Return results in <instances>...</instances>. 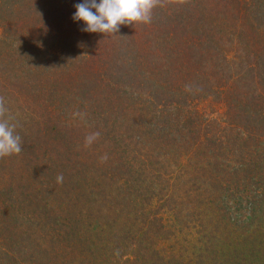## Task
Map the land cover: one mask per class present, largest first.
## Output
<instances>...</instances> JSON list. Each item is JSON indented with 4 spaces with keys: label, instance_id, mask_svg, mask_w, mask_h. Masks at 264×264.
<instances>
[{
    "label": "trees",
    "instance_id": "1",
    "mask_svg": "<svg viewBox=\"0 0 264 264\" xmlns=\"http://www.w3.org/2000/svg\"><path fill=\"white\" fill-rule=\"evenodd\" d=\"M81 2L0 0V264H264V0L105 36Z\"/></svg>",
    "mask_w": 264,
    "mask_h": 264
},
{
    "label": "clouds",
    "instance_id": "2",
    "mask_svg": "<svg viewBox=\"0 0 264 264\" xmlns=\"http://www.w3.org/2000/svg\"><path fill=\"white\" fill-rule=\"evenodd\" d=\"M166 4L167 0H82L74 5L76 11L72 19L83 22L84 32L115 35L121 25L150 24L153 10ZM72 115L74 119H84L86 113L76 111ZM17 127L15 117L6 107L5 98L0 96V158L21 153L22 140L16 132ZM99 137L98 131L89 133L84 139V147H91ZM107 159V154L100 157L101 162ZM63 180L62 173L56 176L57 184H62Z\"/></svg>",
    "mask_w": 264,
    "mask_h": 264
}]
</instances>
